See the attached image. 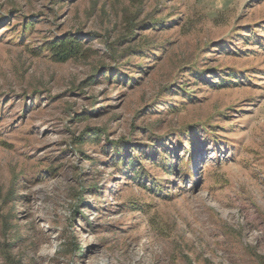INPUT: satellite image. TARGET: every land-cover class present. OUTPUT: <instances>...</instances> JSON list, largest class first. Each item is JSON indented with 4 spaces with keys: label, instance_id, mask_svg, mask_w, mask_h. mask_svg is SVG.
I'll return each instance as SVG.
<instances>
[{
    "label": "rangeland",
    "instance_id": "rangeland-1",
    "mask_svg": "<svg viewBox=\"0 0 264 264\" xmlns=\"http://www.w3.org/2000/svg\"><path fill=\"white\" fill-rule=\"evenodd\" d=\"M8 261L264 264V0H0Z\"/></svg>",
    "mask_w": 264,
    "mask_h": 264
},
{
    "label": "trees",
    "instance_id": "trees-1",
    "mask_svg": "<svg viewBox=\"0 0 264 264\" xmlns=\"http://www.w3.org/2000/svg\"><path fill=\"white\" fill-rule=\"evenodd\" d=\"M24 25V28L26 30H28V25L26 24H23ZM31 26V24L29 25ZM46 46L51 50V56H53L54 60L56 61H67L71 58H74V57H78L79 55L83 54L84 52V45L83 43L80 41V38L79 37H74V36H65V37H57V38H54L52 40H49L48 43L46 44ZM221 76V82L224 80H228V82H232V80L230 79L231 76H233V78L235 76H237V74L235 73V75H231L230 76L227 74V75H220ZM227 82V83H228ZM154 141H152L150 147L154 150ZM159 143V141H158ZM190 144L191 146L193 147L194 143L192 141H190ZM117 149H116V155L115 157L118 158V160L116 161L117 162H121L120 166H122V169L123 168H132L135 163H138L139 165L141 164V160H145L146 158L144 157H141L143 156V153L142 154H139L137 155V160L134 161L133 160V156L131 155V152L133 153L134 149L140 151V152H143L144 151V147H139L138 145H136L135 143H128V145L124 148L123 146L122 147H119L117 145ZM138 147L140 149H138ZM163 153H165L163 156H160V161L161 162H158L157 163V166H160L163 168H165L166 173H171V172H174L176 173L177 171V168L176 167L177 165H175V162L173 161V155L171 152L169 151H162ZM158 154V150L157 152H155ZM160 153V152H159ZM136 158V157H135ZM143 167V166H141ZM141 167H139V171L142 169ZM139 173V172H138ZM136 174V173H135ZM138 175H136L135 177H137ZM143 176H147V172L143 175ZM163 185L160 184V185H157L153 187V189H156V188H161ZM161 192V190H159ZM7 264H11V262L9 263V261L7 262Z\"/></svg>",
    "mask_w": 264,
    "mask_h": 264
}]
</instances>
